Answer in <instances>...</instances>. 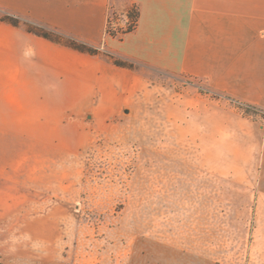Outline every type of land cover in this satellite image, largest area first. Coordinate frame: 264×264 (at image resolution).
<instances>
[{
    "label": "rangeland",
    "instance_id": "374dc122",
    "mask_svg": "<svg viewBox=\"0 0 264 264\" xmlns=\"http://www.w3.org/2000/svg\"><path fill=\"white\" fill-rule=\"evenodd\" d=\"M132 9L107 0L96 42L17 16L144 78L137 91L68 95L60 133L30 128L0 181V264H264V113L109 46L134 29Z\"/></svg>",
    "mask_w": 264,
    "mask_h": 264
},
{
    "label": "crops",
    "instance_id": "0c3cea01",
    "mask_svg": "<svg viewBox=\"0 0 264 264\" xmlns=\"http://www.w3.org/2000/svg\"><path fill=\"white\" fill-rule=\"evenodd\" d=\"M106 1L0 0V16L15 15L96 42ZM111 1L118 10L135 7L137 20L109 46L158 68L205 79L243 106L264 109V0ZM143 78L142 71L117 67L29 32L24 23L0 19V181L5 164L28 150L33 138L28 139L36 135L30 128L60 133L66 127L68 95L137 91ZM259 133L258 185L264 187V126ZM37 138L45 145L43 131Z\"/></svg>",
    "mask_w": 264,
    "mask_h": 264
},
{
    "label": "trees",
    "instance_id": "16d2710c",
    "mask_svg": "<svg viewBox=\"0 0 264 264\" xmlns=\"http://www.w3.org/2000/svg\"><path fill=\"white\" fill-rule=\"evenodd\" d=\"M129 15L134 17V18H137V11L135 9L134 10L132 9L129 12ZM0 19L2 21H6L12 25H18L20 23L19 18L17 16H13V15H10L7 13L0 16ZM25 27L29 32H32V33H34L38 36L44 37L46 39H49L55 43H58V44L67 46L69 48H72L74 50H77L80 52H85V53H88L91 55H96L99 53L98 49H96L92 45L87 44L86 42L78 41V40L72 39V38H68V39L66 38L65 39L61 35L52 34L48 31L38 29V28H36L30 24H25ZM108 57L110 58L111 62L117 66L133 68V65L130 63H126L124 61L114 59L113 57H111L109 55H108ZM244 106L247 109H253L255 111L264 113V109H262L256 105H244Z\"/></svg>",
    "mask_w": 264,
    "mask_h": 264
}]
</instances>
